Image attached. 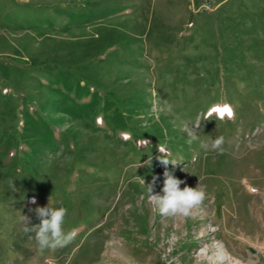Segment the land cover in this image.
I'll return each instance as SVG.
<instances>
[{
    "label": "rangeland",
    "instance_id": "1",
    "mask_svg": "<svg viewBox=\"0 0 264 264\" xmlns=\"http://www.w3.org/2000/svg\"><path fill=\"white\" fill-rule=\"evenodd\" d=\"M48 204L77 235L41 253ZM0 264H264V0H0Z\"/></svg>",
    "mask_w": 264,
    "mask_h": 264
},
{
    "label": "clouds",
    "instance_id": "2",
    "mask_svg": "<svg viewBox=\"0 0 264 264\" xmlns=\"http://www.w3.org/2000/svg\"><path fill=\"white\" fill-rule=\"evenodd\" d=\"M194 139L196 137L192 134L188 143H192ZM222 144L223 137H218L212 141L211 147L219 149ZM201 147L207 149L208 145L202 144ZM158 150L166 156L164 148L158 147ZM164 156L160 155L157 157L161 164L165 166L169 163L175 164L164 158ZM163 176V187L160 192H154L153 185H147V199L154 212L164 217H188L200 208L206 198V194L198 185L195 188L189 187L183 180L176 178L167 170L164 171ZM141 183L145 185L143 178ZM181 184H185V186L181 188ZM35 213L39 223L31 227L26 225L24 231L32 234L30 238L35 240L36 246L41 253L63 248L75 239L76 230L74 228L65 230L64 228L67 214L66 208L53 207L48 204L46 207H37Z\"/></svg>",
    "mask_w": 264,
    "mask_h": 264
},
{
    "label": "bare ground",
    "instance_id": "3",
    "mask_svg": "<svg viewBox=\"0 0 264 264\" xmlns=\"http://www.w3.org/2000/svg\"><path fill=\"white\" fill-rule=\"evenodd\" d=\"M218 250H219V255L221 257H223V258L226 257V252H225V249L222 245L218 247Z\"/></svg>",
    "mask_w": 264,
    "mask_h": 264
},
{
    "label": "snow or ice",
    "instance_id": "4",
    "mask_svg": "<svg viewBox=\"0 0 264 264\" xmlns=\"http://www.w3.org/2000/svg\"><path fill=\"white\" fill-rule=\"evenodd\" d=\"M216 111L222 112V113H227L228 115H231V110L227 107H225L223 109H216Z\"/></svg>",
    "mask_w": 264,
    "mask_h": 264
}]
</instances>
